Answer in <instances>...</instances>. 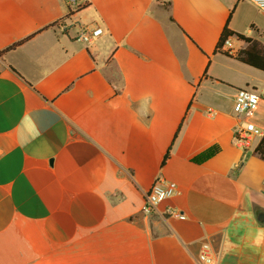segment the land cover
Masks as SVG:
<instances>
[{"label":"crops","instance_id":"1","mask_svg":"<svg viewBox=\"0 0 264 264\" xmlns=\"http://www.w3.org/2000/svg\"><path fill=\"white\" fill-rule=\"evenodd\" d=\"M227 25L264 44L250 0H0V264H200L204 243L264 264L261 138L235 141L264 131V72L235 37L217 52ZM157 181L177 190L148 213Z\"/></svg>","mask_w":264,"mask_h":264},{"label":"built area","instance_id":"2","mask_svg":"<svg viewBox=\"0 0 264 264\" xmlns=\"http://www.w3.org/2000/svg\"><path fill=\"white\" fill-rule=\"evenodd\" d=\"M69 5L72 7L75 5L76 0H67ZM255 6L262 12H264V0H250ZM62 29L66 30L67 25L63 24ZM103 30L101 28H90L88 26H81L77 32V39L87 44H91L92 41L102 34ZM234 37H229L225 44L223 45V50L233 53L234 51ZM261 95L254 90L249 89H239L237 91L235 102H234V113L238 117L248 116L253 111H255L260 103ZM263 138L264 131L256 127L253 123L249 121H244L235 130V141L242 147L248 148L250 146V141L255 138ZM177 190V185L174 182L162 183L157 181L151 187L150 191L146 195L144 211L152 212L155 210L160 203L166 199L172 197ZM169 215L181 216L178 213L168 211ZM210 247L208 244L204 243L201 247V251L197 257V261L200 264H213V259L210 256Z\"/></svg>","mask_w":264,"mask_h":264},{"label":"trees","instance_id":"3","mask_svg":"<svg viewBox=\"0 0 264 264\" xmlns=\"http://www.w3.org/2000/svg\"><path fill=\"white\" fill-rule=\"evenodd\" d=\"M229 37H235L239 41H243L246 44V47L241 49L236 55L235 58L251 67H254L260 71L264 72V44L256 39H253L251 37H247L241 33H237L231 29H229V26L227 25L218 41L217 44V52L223 53L227 56H232L228 51H224L223 45L225 44V41ZM22 43L18 42L11 47H9L7 50L13 49L20 45ZM255 153L259 155V157L264 160V137L260 140L259 144L255 148ZM170 151L166 154L162 165L165 164V162L169 159Z\"/></svg>","mask_w":264,"mask_h":264},{"label":"water","instance_id":"4","mask_svg":"<svg viewBox=\"0 0 264 264\" xmlns=\"http://www.w3.org/2000/svg\"><path fill=\"white\" fill-rule=\"evenodd\" d=\"M259 219L263 220L264 219V213L259 214Z\"/></svg>","mask_w":264,"mask_h":264},{"label":"rangeland","instance_id":"5","mask_svg":"<svg viewBox=\"0 0 264 264\" xmlns=\"http://www.w3.org/2000/svg\"><path fill=\"white\" fill-rule=\"evenodd\" d=\"M263 42H264V39H263Z\"/></svg>","mask_w":264,"mask_h":264}]
</instances>
